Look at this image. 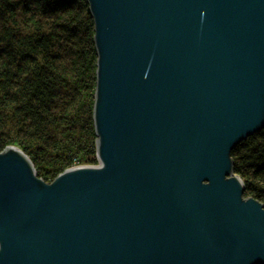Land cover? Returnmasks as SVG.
Instances as JSON below:
<instances>
[{
	"label": "water",
	"instance_id": "water-1",
	"mask_svg": "<svg viewBox=\"0 0 264 264\" xmlns=\"http://www.w3.org/2000/svg\"><path fill=\"white\" fill-rule=\"evenodd\" d=\"M97 165L0 152V264H264L231 151L264 127V0H86Z\"/></svg>",
	"mask_w": 264,
	"mask_h": 264
},
{
	"label": "trees",
	"instance_id": "trees-1",
	"mask_svg": "<svg viewBox=\"0 0 264 264\" xmlns=\"http://www.w3.org/2000/svg\"><path fill=\"white\" fill-rule=\"evenodd\" d=\"M93 33L86 0H0V152L19 147L46 182L97 163ZM231 157L264 203V127Z\"/></svg>",
	"mask_w": 264,
	"mask_h": 264
},
{
	"label": "rangeland",
	"instance_id": "rangeland-1",
	"mask_svg": "<svg viewBox=\"0 0 264 264\" xmlns=\"http://www.w3.org/2000/svg\"><path fill=\"white\" fill-rule=\"evenodd\" d=\"M97 163H98V161H97ZM97 163H96V164H91V165H97ZM81 165H85V164H81ZM34 169H35V171H36V173H37V170H36L35 166H34ZM244 197L247 198V197H249V196H245V195H244Z\"/></svg>",
	"mask_w": 264,
	"mask_h": 264
}]
</instances>
